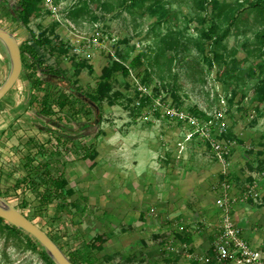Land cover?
<instances>
[{
	"label": "rangeland",
	"instance_id": "rangeland-1",
	"mask_svg": "<svg viewBox=\"0 0 264 264\" xmlns=\"http://www.w3.org/2000/svg\"><path fill=\"white\" fill-rule=\"evenodd\" d=\"M6 1L0 26L25 46L31 34L13 13L21 0ZM252 1L39 0L41 14L29 26L51 39L46 62L65 74L56 82L28 65L0 102V196L75 264H192L228 218L252 243L264 242V101L249 73L264 62V12ZM209 28L219 36L230 28L222 47ZM215 50L223 61L213 60ZM109 55L126 64L142 59L128 77L112 78L101 126L88 105L37 113L35 97L46 92H95ZM74 60L87 64L80 74ZM11 68L0 39V86ZM61 127L74 138L67 147L53 134ZM93 149V158L75 155ZM46 169L75 194L51 192ZM99 235L106 242L91 263ZM32 238L0 224V264H55Z\"/></svg>",
	"mask_w": 264,
	"mask_h": 264
},
{
	"label": "trees",
	"instance_id": "trees-1",
	"mask_svg": "<svg viewBox=\"0 0 264 264\" xmlns=\"http://www.w3.org/2000/svg\"><path fill=\"white\" fill-rule=\"evenodd\" d=\"M38 1L39 0H21L19 3V7L16 10H13L14 13V17L15 19L23 26L25 27V29L31 34V38L26 42V45L23 46L21 45V49H22V56H23V63H24V67L30 65L33 68H36L38 70H40L42 73L47 74L48 76H53L55 79H53L54 81L58 82V81H63V80H58V78L60 79V77L62 76V74H65V71L61 68L60 65L58 64H50L48 62H46V58L44 56L43 52H48V54L52 57L53 55V49H51L50 51L48 50V45L52 42L51 39L49 38H37L34 35L33 30L30 28L29 23L36 18L37 16H39L41 14V11L38 9ZM132 2H137V0H131ZM0 3L2 5H4L6 8H10L9 3L6 0H0ZM240 3V2H239ZM253 5L256 6H260L262 13L264 12V0H256V1H252L251 2ZM216 5H218L221 9L225 8L228 6V4H221L219 2H216ZM240 5V4H239ZM221 15V12H220ZM234 18V17H233ZM235 19V18H234ZM231 21H233L231 19ZM229 29L227 28L224 32L223 35H216L214 33L213 28H209L207 29V37L212 39V43L217 47L220 48L222 47V40L228 35L229 33ZM263 38V37H262ZM180 42L178 40L175 41V44L172 45H168V48L173 49L176 45H178ZM264 44V40H262V42ZM32 49V50H31ZM60 50L62 52H65L66 49L65 48H60ZM30 52L31 55V62L28 63L26 60V54ZM142 56L141 55H137L134 60L130 63V64H126V62L120 58H113L111 55H109V60L106 63V65L103 67L102 69V75L100 76V79L98 81L97 84V88L95 90V92L92 93H84L82 92L79 88L76 87H69L67 89H69V94H66L67 92H60L58 94H53L50 92H46L43 95L37 96L35 97L38 106H39V110H38V114H42V115H53L54 113L57 112L58 108L59 110H64L67 107H70L71 109H73L75 112L74 113H79L81 111H83V109L86 108V106H91V108L95 109L96 112V119L94 121H92V123L94 125L97 126H101L102 123V114H103V103L104 101H106L111 92L113 91V83H112V78L114 77L115 74H122L125 77H128L131 72L132 69L137 67L138 63L141 62ZM224 59V54H222L221 52H219V50H215L214 51V57L213 60L216 61H223ZM208 60L210 62H212L211 57L208 58ZM74 67L76 69V73H81L86 67L87 64H85L84 62H76L74 60ZM239 62L234 61L233 66L238 65ZM234 69H237L236 67ZM248 71V70H247ZM259 71V72H258ZM249 73L251 74V77L253 76L254 78H259V82L257 83V92L261 95V100L264 101V62L260 63L258 66H254L252 68H250ZM48 78H42L38 83L39 84H43L44 82H46ZM67 81L69 82V79H67ZM66 81V82H67ZM65 82V81H64ZM75 97V100H72L71 96ZM118 97V95H117ZM248 97V96H242L243 100ZM254 99V98H253ZM75 116V115H74ZM62 129L59 131H54L53 134L55 135L58 144H62L64 146H68L67 143L69 141H73L74 138L69 136V133H67V129L66 127H61ZM94 148V144L91 145ZM68 151H71V148H67ZM79 151V150H78ZM72 152V151H71ZM97 149H93V151L91 153L89 152H84V154L79 155L77 154V152L75 153L76 157H82V158H93L96 154H97ZM42 179L49 181V190L51 192L53 191H65L66 193H68L69 195H74L75 194V190L73 188H68L66 190V187H68V180L65 177L62 178H56L54 177V175L52 174V172L49 169L44 170L42 173ZM43 197H41V199H43V201H47V199L49 198H45L44 194H42ZM0 224H5V227L10 228L16 232H20V233H24L26 234V236H29L32 240V235L29 234L28 232L14 226L13 224L9 223L8 221H6L3 218H0ZM214 236H213V240L212 243L210 245V247L207 250V254L205 256L211 258L212 262H215V252L213 249V241H214ZM182 241H184L183 239H181ZM192 239L189 238V242ZM34 241V240H33ZM106 242V239L99 235L97 236L94 241L92 243H90V251L87 254V260L90 261L91 263H94L97 260L96 257V251H102L104 249V243ZM186 244H189V242L184 241ZM61 246V245H60ZM47 259L49 261H51L52 263L53 260L51 259V257L44 252ZM204 256V257H205ZM74 263V261H72ZM75 264V263H74ZM192 264H207L206 262H204L202 260V258H197L194 259V261L192 262Z\"/></svg>",
	"mask_w": 264,
	"mask_h": 264
},
{
	"label": "water",
	"instance_id": "water-1",
	"mask_svg": "<svg viewBox=\"0 0 264 264\" xmlns=\"http://www.w3.org/2000/svg\"><path fill=\"white\" fill-rule=\"evenodd\" d=\"M0 39L9 50L12 68L6 81L0 86V102L21 77L24 63L21 44L9 30L0 26ZM0 218L33 235L47 250L55 264H74L59 244L20 209L0 196Z\"/></svg>",
	"mask_w": 264,
	"mask_h": 264
},
{
	"label": "built area",
	"instance_id": "built-area-1",
	"mask_svg": "<svg viewBox=\"0 0 264 264\" xmlns=\"http://www.w3.org/2000/svg\"><path fill=\"white\" fill-rule=\"evenodd\" d=\"M212 245L216 261L202 257L207 264H264V242L259 245L252 243L243 228L232 219L228 218L216 230Z\"/></svg>",
	"mask_w": 264,
	"mask_h": 264
}]
</instances>
